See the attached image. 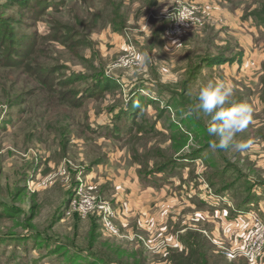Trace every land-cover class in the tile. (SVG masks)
Listing matches in <instances>:
<instances>
[{"label": "rangeland", "instance_id": "374dc122", "mask_svg": "<svg viewBox=\"0 0 264 264\" xmlns=\"http://www.w3.org/2000/svg\"><path fill=\"white\" fill-rule=\"evenodd\" d=\"M10 2L0 0V26L14 20L33 46L18 61L0 52V234L19 242L0 239V264H173L190 255L187 232L206 264H252L242 248L264 224V0ZM186 4L199 7L197 24L167 34ZM131 53L138 64H121ZM209 54L242 61L188 81L191 62ZM103 78L116 85L98 89ZM208 82L251 107L237 134L249 149L190 156L206 146L189 112ZM139 93L146 104L127 119ZM228 160L235 167L221 174Z\"/></svg>", "mask_w": 264, "mask_h": 264}, {"label": "trees", "instance_id": "16d2710c", "mask_svg": "<svg viewBox=\"0 0 264 264\" xmlns=\"http://www.w3.org/2000/svg\"><path fill=\"white\" fill-rule=\"evenodd\" d=\"M10 1H12V2H10V4H17L19 7H23V8L30 4V0H10ZM45 1H49V4H47V5H49V7H50V6H52V2H58L61 0H38L37 6L41 5ZM45 8H46V6L44 5L42 8H40V10H43ZM96 14H98V13H96ZM1 20H3V19H1ZM7 23L8 24H5L6 26H3V27L0 26V33H1V36H0L1 41L0 42H2V44L0 43V52L6 53V56H8V57L10 56L12 58H15L16 61L22 60L24 58L25 51L28 49V47L33 46V43L31 44V42H30L33 39V36H31L29 34H24L23 36H18V34L15 32V29L13 28V26H11V25H15V21L14 20L11 21L8 18ZM20 23H22V21ZM165 29H166V26H165L164 30ZM12 50H16V53H11ZM209 55H211V58H208V59L211 62L208 59L203 58L200 61L198 60V62L194 65V67H192L193 62H191V65H190L191 72L189 73L188 81L190 79H192L193 77H195L198 73L200 74L202 67L219 66V65H222L225 63H235V62L240 63L242 61V60L238 59L237 55H235V56L233 55L229 58L223 54L218 55V56H216L214 54H209ZM263 67H264V65H263ZM262 73H264V70L262 71ZM0 74H1V72H0ZM103 81H105L104 78L101 80L100 79H94L93 83H98V84L100 83L98 89H101V90L111 89L114 87L113 84L116 85V83L109 82V81H107L103 84ZM3 85H7V82L4 81ZM189 85H191V83ZM184 89L187 90V86L184 87ZM5 93H6V90L1 88L0 89V99H1V96L5 95ZM19 93H20V96L23 95V91H19ZM171 93L174 95L173 92H171ZM141 97L142 96H140V93H139V95H137L135 97L136 99L135 98L132 99L133 103H132L131 107H129V113H127V116H128L127 119L131 118L132 115L134 114L135 110L138 109L137 107H134L133 104H134V102H140V101L142 102ZM183 97L185 98V101L187 103L190 104L192 102L191 97H185L184 95H182V97H180L178 99V101H180L181 98H183ZM20 98H23V97H20ZM231 99L233 101H241L244 98L239 96V94L237 92L235 94L233 93V96ZM13 101L17 102L18 99L13 100ZM145 104H146V102L140 103L141 107H139V108H144ZM16 109H21V108L17 107ZM198 114L200 116V121H198V122H201V127H200L199 133L203 134L201 137L206 138V146H205V148L199 150V152L192 153L190 156L199 155V154L205 155V153H207L208 155L211 156L213 154V152H211V150L209 148V141L211 140V137L208 136V134L206 132V125H205L208 118L203 116L200 113H198ZM192 121H197V120L189 119V123H191ZM209 162L216 166L214 158L212 160H210ZM217 162H218V160H217ZM234 167H235V165L228 160L226 162L225 169L223 171H221V174L225 175L227 172H229ZM2 211H4V210L3 209L0 210V213ZM97 233H98V228L95 229V233L92 234L91 241L89 242L90 248L92 250H93L95 244H97V242H98ZM193 236H194L193 233L187 232L186 236L184 235L181 237V242H183L184 245L188 248L190 255H187L185 252H183V253L181 252L182 254H175L174 258H173V256H171L173 264H177V263L178 264H200V261L204 258H205V260L203 263L204 264L207 263L206 254L204 253V250H201L202 246L199 247V246H196L195 242H190L191 239L193 238ZM11 237L12 236H10L9 234H0V239H2V240L13 239ZM13 240L15 242L19 243L15 239H13ZM60 247H63V249L66 250L65 256L67 255V252H69L70 250L73 251L70 247V244H68V243L67 244H61ZM68 248H70V249L68 250ZM81 251L87 252V250H84V249ZM59 252H57V253H59ZM175 253H177V252H175ZM191 257H194V260H191ZM96 258L99 259V257H96ZM100 258H103V260H104L103 264H107L106 261L110 262L112 259L106 255H100ZM76 259H78V258L75 254H69V262L70 263H73V262L75 263ZM110 264H112V263H110Z\"/></svg>", "mask_w": 264, "mask_h": 264}, {"label": "clouds", "instance_id": "9594fccd", "mask_svg": "<svg viewBox=\"0 0 264 264\" xmlns=\"http://www.w3.org/2000/svg\"><path fill=\"white\" fill-rule=\"evenodd\" d=\"M232 96L230 85L208 82L198 89L195 107L190 109L189 114L200 113L208 118L206 132L213 138L209 141L213 151L243 152L251 147L250 141L238 140L237 134L250 123L252 109L246 104L235 103ZM133 106L141 107L139 102H134Z\"/></svg>", "mask_w": 264, "mask_h": 264}, {"label": "built area", "instance_id": "2783aa9c", "mask_svg": "<svg viewBox=\"0 0 264 264\" xmlns=\"http://www.w3.org/2000/svg\"><path fill=\"white\" fill-rule=\"evenodd\" d=\"M199 7L195 4H186L179 6L175 13L171 11L169 17L174 21L171 24L167 34L172 33H182L187 29L192 28L197 24L198 17L196 12ZM121 64L125 65H136L138 64L137 57L134 54H130L127 57L121 59ZM92 206H88L87 210L91 209ZM101 208H105V213L110 214V211L107 209V206L102 205ZM104 224L108 229H111L113 232L118 230L113 225L111 219L107 217L104 218ZM242 253L252 264H258L264 258V224H258L254 226L243 244Z\"/></svg>", "mask_w": 264, "mask_h": 264}]
</instances>
